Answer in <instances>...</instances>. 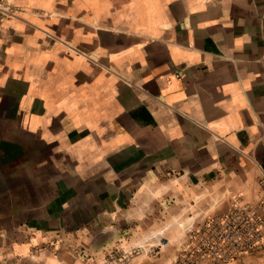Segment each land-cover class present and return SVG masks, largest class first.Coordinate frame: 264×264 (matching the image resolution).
<instances>
[{"label": "crops", "instance_id": "0c3cea01", "mask_svg": "<svg viewBox=\"0 0 264 264\" xmlns=\"http://www.w3.org/2000/svg\"><path fill=\"white\" fill-rule=\"evenodd\" d=\"M0 5V264H171L236 196L264 222V0Z\"/></svg>", "mask_w": 264, "mask_h": 264}, {"label": "built area", "instance_id": "2783aa9c", "mask_svg": "<svg viewBox=\"0 0 264 264\" xmlns=\"http://www.w3.org/2000/svg\"><path fill=\"white\" fill-rule=\"evenodd\" d=\"M0 12L13 14L8 6L0 5ZM263 245L264 222L256 207L236 196L225 211L186 227L171 264H229ZM124 254L117 253L112 260L125 262L128 258Z\"/></svg>", "mask_w": 264, "mask_h": 264}]
</instances>
